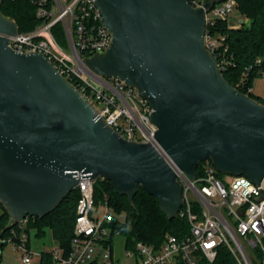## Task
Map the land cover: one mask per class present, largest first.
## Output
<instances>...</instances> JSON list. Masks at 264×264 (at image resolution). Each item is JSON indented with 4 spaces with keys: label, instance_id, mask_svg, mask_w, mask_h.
<instances>
[{
    "label": "water",
    "instance_id": "water-1",
    "mask_svg": "<svg viewBox=\"0 0 264 264\" xmlns=\"http://www.w3.org/2000/svg\"><path fill=\"white\" fill-rule=\"evenodd\" d=\"M222 1L96 0L113 39L84 61L139 90L153 108L156 142L190 178L210 158L218 172L257 183L264 104L233 87L204 45V9ZM17 31L0 12V201L9 216L43 217L81 175L105 177L129 200L140 185L176 217L182 186L159 150L122 139L44 55L9 47L1 34Z\"/></svg>",
    "mask_w": 264,
    "mask_h": 264
},
{
    "label": "built area",
    "instance_id": "built-area-1",
    "mask_svg": "<svg viewBox=\"0 0 264 264\" xmlns=\"http://www.w3.org/2000/svg\"><path fill=\"white\" fill-rule=\"evenodd\" d=\"M26 1L35 7L39 22L27 31L1 34L7 45L21 53L44 55L122 139L154 145L182 186V205L177 215L186 220L187 231L180 236L167 235L158 247L135 241L133 248L126 250L133 264H199L202 260L212 263L220 246L227 249L235 264H255L253 252L264 264V176L257 183L244 175L224 173L220 177L212 160L206 158L198 163L196 177L190 178L156 142L157 126L150 118L153 108L139 90L121 79L99 75L85 63V58L103 54L113 39L102 24L96 0ZM189 2L194 8L203 7V0ZM217 21L237 29L248 27L250 19L242 16L235 0H224L204 9V45L223 71L231 63L225 56L228 46L223 45L224 35L211 32ZM56 26L61 29L63 42L56 37ZM258 76L264 78V65L259 57L244 68L238 84L244 85L248 78ZM247 91L252 92L251 85ZM94 182L79 175L69 251L56 243L50 250L34 252L30 248V215L18 221L10 217L8 232L0 237V242L11 243L19 251L23 264H34L33 257L36 254L40 257L42 252L50 254L53 264H113L112 240L120 234L116 232L111 238L108 226L111 208L106 203L101 211L100 205L95 207Z\"/></svg>",
    "mask_w": 264,
    "mask_h": 264
},
{
    "label": "trees",
    "instance_id": "trees-1",
    "mask_svg": "<svg viewBox=\"0 0 264 264\" xmlns=\"http://www.w3.org/2000/svg\"><path fill=\"white\" fill-rule=\"evenodd\" d=\"M235 1L240 13L250 18L249 26L230 29L224 21H217L211 27L212 34L224 35L223 45L228 46L225 56L231 64L222 71V74L233 87L264 104L263 98L247 91V86H252L253 78H248L244 85L238 84L244 68L251 65L257 57L264 65V0ZM0 12L4 17L13 19L19 31L30 30L39 22L35 16V7L26 0H2ZM54 30L57 39L63 42L60 27L56 26ZM199 166L200 164H197L195 168L197 174ZM223 174L216 171L217 176L221 177ZM93 186L95 207L106 203L112 210L108 223L111 238L118 232L124 237L127 248H133V243L137 240L158 247L167 235L180 236L187 231V222L184 218L179 215L169 218L161 210L156 198L148 194L140 185L132 200H129L127 195L115 192L112 182L103 176H100ZM77 200L78 190L75 188L66 194L53 211L41 218L31 216L28 228L35 229V236L42 237L45 234V227H49L53 240L66 252L69 251ZM0 207L2 209L0 237H4L8 232L6 225L10 216L1 201ZM35 264H53V262L49 253L42 252ZM199 264H235V261L227 249L220 246L212 263L202 260Z\"/></svg>",
    "mask_w": 264,
    "mask_h": 264
},
{
    "label": "rangeland",
    "instance_id": "rangeland-1",
    "mask_svg": "<svg viewBox=\"0 0 264 264\" xmlns=\"http://www.w3.org/2000/svg\"><path fill=\"white\" fill-rule=\"evenodd\" d=\"M244 18L250 19L249 17L242 15ZM252 93L254 96L261 97L264 99V78L255 77L252 81ZM103 208V204L100 205V211ZM2 209L0 207V213ZM55 245L52 238L51 229L45 227V234L42 237L35 236V229L30 230V248L34 252H41L43 250H50ZM127 247L124 242V237L121 235L114 236L112 240V253H113V264H133L134 261L131 257L126 255ZM255 251L254 249H251ZM256 261L255 264L261 263V258L254 252L252 253ZM39 255L36 254L33 257V263H37ZM0 264H23L20 259V253L17 251L11 243L6 242L1 249V260Z\"/></svg>",
    "mask_w": 264,
    "mask_h": 264
},
{
    "label": "crops",
    "instance_id": "crops-1",
    "mask_svg": "<svg viewBox=\"0 0 264 264\" xmlns=\"http://www.w3.org/2000/svg\"><path fill=\"white\" fill-rule=\"evenodd\" d=\"M55 242V241H54ZM55 244H56V242H55Z\"/></svg>",
    "mask_w": 264,
    "mask_h": 264
}]
</instances>
